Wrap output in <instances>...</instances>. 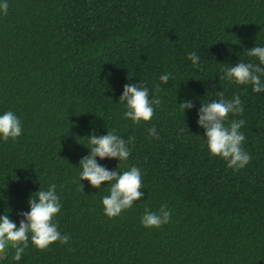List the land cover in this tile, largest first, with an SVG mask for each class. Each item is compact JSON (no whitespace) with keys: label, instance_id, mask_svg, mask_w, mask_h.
<instances>
[{"label":"trees","instance_id":"obj_1","mask_svg":"<svg viewBox=\"0 0 264 264\" xmlns=\"http://www.w3.org/2000/svg\"><path fill=\"white\" fill-rule=\"evenodd\" d=\"M0 15V112L13 111L23 134L0 140V215L17 223L39 187L57 185L55 222L70 239L31 246L19 264H264V93L220 79L264 45V0H8ZM201 56L191 65L189 52ZM169 74L167 85L159 76ZM127 83L143 84L161 103L149 122L122 118ZM240 95L244 150L235 171L213 158L196 111L177 108ZM156 128L159 139L149 136ZM131 140L121 170H142L141 201L115 218L104 215L106 185L77 173L88 155L83 139L113 131ZM81 143V144H79ZM116 170L118 161H98ZM171 210L170 222L145 229L147 207ZM14 250L0 264H15Z\"/></svg>","mask_w":264,"mask_h":264},{"label":"clouds","instance_id":"obj_2","mask_svg":"<svg viewBox=\"0 0 264 264\" xmlns=\"http://www.w3.org/2000/svg\"><path fill=\"white\" fill-rule=\"evenodd\" d=\"M8 0H0V15H7ZM247 61L238 60L221 69L220 79L237 86L250 87L253 93H264V45H256L247 50ZM193 67L199 68L201 56L195 51L187 54ZM169 74L159 76L160 83L156 85V92L162 85H167ZM219 99L201 100L196 108V100L184 98L177 108L185 116L186 111L195 109L197 126L203 130V142L207 151L213 158H220L226 162L227 167L235 171L245 168L251 156L243 148L246 139L241 129L245 125L243 119H229L230 116H239L244 112L240 95H233L230 99L224 98L223 92H216ZM123 106L122 118L130 120L133 124L149 122L155 107L161 103V98L152 95L143 84L127 83L119 98ZM23 134V125L15 112L9 110L0 112V140H16ZM149 136L159 139L156 128L148 131ZM86 140L87 146L82 144L88 155L79 161L77 177L83 188V181H87L92 188L100 189L106 185L107 195L101 199L104 215L115 218L122 212L133 207L134 202L141 201L142 170L137 166H129L121 170L131 156L130 144L115 130L107 131L105 135L93 134L80 139ZM81 144V143H79ZM118 161L116 170H110L98 161ZM27 212L21 213L22 219L17 223L10 218L9 213L0 215V255H7L14 250L11 260L15 264L21 262L30 246L37 250H45L59 242L67 244L70 237L63 234L55 222L56 216L61 212L62 203L57 192V185L52 183L47 188L39 187L28 200ZM171 210L161 205L158 210L145 208L140 223L145 229L160 228L170 222Z\"/></svg>","mask_w":264,"mask_h":264}]
</instances>
